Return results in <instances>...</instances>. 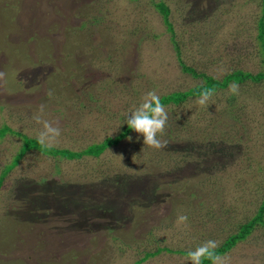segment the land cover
<instances>
[{
  "label": "rangeland",
  "instance_id": "1",
  "mask_svg": "<svg viewBox=\"0 0 264 264\" xmlns=\"http://www.w3.org/2000/svg\"><path fill=\"white\" fill-rule=\"evenodd\" d=\"M261 13V0H0V129L36 139L39 117L60 130L48 147L74 152L115 137L149 91L201 85L174 44L217 80L264 73ZM197 100L166 108L161 149L132 131L99 159L27 154L0 191V264H134L236 233L264 196V83ZM21 143L0 140V172ZM223 257L264 264V229ZM143 264L192 262L163 251Z\"/></svg>",
  "mask_w": 264,
  "mask_h": 264
},
{
  "label": "trees",
  "instance_id": "2",
  "mask_svg": "<svg viewBox=\"0 0 264 264\" xmlns=\"http://www.w3.org/2000/svg\"><path fill=\"white\" fill-rule=\"evenodd\" d=\"M261 7H262V16L258 18L256 22V39L260 44V52L264 57V0H261ZM156 10L162 16L163 23L167 27L169 32H173V27L170 22V10L164 3H157L155 4ZM262 45V49H261ZM175 51L177 52L178 63L180 66V70L183 74L190 76L193 79H200L202 81L201 85H196L195 87L185 91V92H173L164 96H161V102L165 106L168 107H178L182 104L186 103L187 101L198 99L199 93L204 88H210L215 90V95L218 93L224 92L228 90V88L233 85H242L244 83H251L253 85H257L260 83H264V73L259 72L255 75L250 74L248 72H244L242 70L232 71L230 74L224 76L221 80H217L214 77L208 76L204 73H198L195 69L186 66L182 60L180 59V52L176 44ZM214 95V96H215ZM234 97L231 96V100ZM132 130L128 128L126 125L123 130L116 135L115 137H107L103 140V142L99 144H92L88 146L86 149L78 152H74L67 149H58L53 147H45L38 143L37 139L29 138L25 135L19 134L14 132L10 127L5 126L0 129V140L5 138L6 136H15L21 140V146L19 151L15 155V159L10 161L7 165L3 167L0 172V191L4 186V181L7 176L18 167L20 162L23 158L32 152L37 153L40 156L53 158L56 160H64L67 162L79 161L83 158H91V159H99L103 156V154L113 147H116L122 140L127 138ZM174 134V133H171ZM44 182L41 181V184ZM264 196L261 202L258 204V207L253 216H250L244 223L239 225V228L236 233L229 235L224 242L216 249L218 255L222 257L225 256L228 252H230L233 248L237 246L238 243L245 241L255 229L262 227L264 229ZM167 252L170 254H179L180 256L187 257L188 252L184 251H177L171 252L166 249H158L155 252L145 253L144 257L136 261L134 264H143L148 259L156 257L161 252ZM201 264H211V261L205 259L202 260Z\"/></svg>",
  "mask_w": 264,
  "mask_h": 264
},
{
  "label": "clouds",
  "instance_id": "3",
  "mask_svg": "<svg viewBox=\"0 0 264 264\" xmlns=\"http://www.w3.org/2000/svg\"><path fill=\"white\" fill-rule=\"evenodd\" d=\"M4 73L0 72V79L4 78ZM238 85L233 84L230 86V91L236 93ZM51 95V93H49ZM215 95V90L204 88L200 93L197 103L206 105ZM44 105L40 106V111L43 112ZM37 123H42L43 129L36 137L38 143L42 146H49L51 141L55 140L60 135L58 127H53L48 121H42L36 117ZM168 121V113L165 106L161 102L159 95L155 91H149L143 98L135 110L131 111L125 122L128 128L143 137L144 145L154 149H161L166 147V141H162L159 137L163 135ZM129 141L132 137H127ZM123 159L122 156H120ZM135 157V156H134ZM133 157V159H134ZM163 208V205H161ZM188 217L181 215L178 217L177 223H186ZM218 243L214 240L206 241L198 246L195 250L187 253V258L192 264H201L202 260H209L211 264H228L227 258L218 255L216 249Z\"/></svg>",
  "mask_w": 264,
  "mask_h": 264
}]
</instances>
